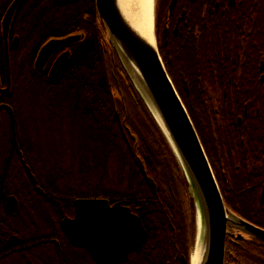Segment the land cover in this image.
<instances>
[{
    "label": "trees",
    "instance_id": "16d2710c",
    "mask_svg": "<svg viewBox=\"0 0 264 264\" xmlns=\"http://www.w3.org/2000/svg\"><path fill=\"white\" fill-rule=\"evenodd\" d=\"M11 1L0 0V17ZM224 5L214 11L208 26L201 27L198 57L192 54L195 45L191 42L190 49H185V60L190 65L178 67V52L173 50L169 53L171 62L165 67L199 135L227 209L264 227V202L259 201V187H248L255 181L254 173L245 170L235 177L234 184L246 190L230 195L225 175L228 163L224 159L229 126L237 122V114L243 116L241 78L259 75L260 44L264 59V16L259 20L264 3L235 0L233 5ZM188 9L190 13L197 11L192 4ZM11 29L18 34L21 49L9 51L14 85L21 79L24 84L25 79L27 90L37 87L48 118L57 113L55 99L66 97L72 104V114L83 125L80 133L94 153V161L81 162L82 167L79 163V175L71 183L44 185L39 184L35 164L23 148L35 180L30 179L25 166L18 176L12 177L7 163V179L2 187L5 193L14 194L20 206L26 198L27 204L45 207L52 232L41 237L54 236L60 242L65 234L61 219L74 215L76 198H105L110 203L125 200L146 231L142 244L127 253L126 263L181 264L183 254L188 264L195 230L194 205L185 175L117 52L107 41L105 27L97 18L95 0L59 5L53 0H20ZM74 34L78 37L65 45L68 60L56 78L48 77L50 61L44 68L33 65L35 54L45 41ZM4 63L0 36L2 68ZM112 75L116 80L119 75L125 84L126 101L115 99ZM260 123L264 125V114ZM242 239L246 246L238 251L243 254V264H259V243L251 241L259 238Z\"/></svg>",
    "mask_w": 264,
    "mask_h": 264
},
{
    "label": "water",
    "instance_id": "95a60500",
    "mask_svg": "<svg viewBox=\"0 0 264 264\" xmlns=\"http://www.w3.org/2000/svg\"><path fill=\"white\" fill-rule=\"evenodd\" d=\"M73 1L75 0H53L57 5ZM174 1H171L170 6ZM19 2L20 0H12L4 13L1 23L4 38ZM233 2L231 0L230 3ZM95 9L97 18L105 27L107 41L117 52L185 175L187 191L194 205L193 245L197 239L199 211L202 213L206 245L200 264H223L227 233L236 238H264V228L227 209L199 135L163 63L155 30L154 41L148 42L125 18L119 0H95ZM77 37L74 34L49 39L39 51L40 62L59 45H69ZM4 54L7 84L2 90L7 91L10 86V66L6 41ZM67 60V52L60 53L50 66L48 77L56 78ZM37 63L36 66L39 67ZM28 174L31 180H35L29 168ZM5 201L8 210L17 209L18 203L14 195H7ZM73 205L74 215L64 217L60 226L72 245L84 247L101 263L111 264L124 259L129 250L142 244L146 238V231L139 217L130 210L125 200L110 203L105 198L80 197L74 200ZM10 240L15 241L16 236H10ZM188 261L191 264V254ZM181 263L186 264L184 256L181 257Z\"/></svg>",
    "mask_w": 264,
    "mask_h": 264
},
{
    "label": "flooded vegetation",
    "instance_id": "af4514ba",
    "mask_svg": "<svg viewBox=\"0 0 264 264\" xmlns=\"http://www.w3.org/2000/svg\"><path fill=\"white\" fill-rule=\"evenodd\" d=\"M171 1L172 0L157 1L155 11V36L157 47L164 65L171 62L169 53L176 50L178 52L177 65L178 67L184 68L186 67L185 65L191 64L186 63L185 60V49L187 46L190 49V45L188 44L194 42L195 47L191 49V51L194 56H197L199 51H201L198 50L199 47H197L198 43H201V27L208 26L211 23L214 11L220 10L222 6L225 8L224 4L233 5L235 0L232 4L230 3L231 0H175L174 4L170 6ZM259 3H264V0H259ZM190 4L197 9L196 12L190 13L188 9ZM4 13L0 17V36L3 54L5 41L8 47V54L11 48L21 52L19 47V36L11 29L13 14L9 22L7 36L6 38L3 37L1 23ZM263 16L264 13H259V20H261ZM47 41H45V43ZM42 46H40L35 54L33 65L37 67L36 62H38V68H44L50 61L47 74L50 66L60 53L67 52L69 56V50L65 48V45H59L56 50L46 56L44 61L42 58V62H40L41 53L39 54V51ZM259 49V75L241 78V84H244L242 91H240L241 99H244L240 104V110L243 116L237 114V122L229 126L224 159L228 163L225 175H227V189L229 194L233 195L240 189V186L234 184L233 179L246 170L249 171V173H254L253 175L255 178V181L249 183L248 187H259V201L263 203L264 125L260 123L264 114V59L262 44H260ZM16 55L20 57V53ZM9 68L10 86L7 91H3L2 89L7 84L6 64L4 63L3 68L0 66V261L5 257L13 255H29L30 252L28 250L34 251L39 249L40 245H47L45 250L52 256L53 262L49 260L50 258L48 259L46 255H42L41 257L44 259V264H104L93 258L84 247L72 245L65 234L62 238L63 241L60 242L58 239H55L54 236H24L23 232L11 225L12 220L20 213V205L17 200L18 207L16 210L10 211L7 208L5 198L12 193H5L6 190L2 188L7 179L5 175V165L7 163L10 164L9 168L12 177L14 175L15 177L18 176L20 170L23 169L24 166L26 170H28L29 166L25 159L23 144L18 136L16 106L10 98L13 92L14 77L12 76L11 67ZM228 80L231 81V78L229 77ZM230 93L232 94V87ZM249 112L251 114H249ZM243 190L246 189L241 188L240 192H243ZM1 195L3 196L2 198ZM260 227L264 228L262 226ZM61 231L63 230L61 229ZM12 235L16 236L15 241L10 240V236ZM251 241L259 243V264H264V238L259 237V241L256 239H252ZM245 242L246 241H243L242 238H236L227 233L225 236L223 264H243L241 258L243 254L238 251V249L245 247ZM59 248H62L61 252H59ZM70 249L75 251L74 257L71 255ZM127 253L124 259L111 264H127ZM182 256L184 255H180V262ZM167 263L171 264L170 262H166L165 264Z\"/></svg>",
    "mask_w": 264,
    "mask_h": 264
},
{
    "label": "rangeland",
    "instance_id": "374dc122",
    "mask_svg": "<svg viewBox=\"0 0 264 264\" xmlns=\"http://www.w3.org/2000/svg\"><path fill=\"white\" fill-rule=\"evenodd\" d=\"M157 1L154 0L155 32ZM158 27L160 29L159 25ZM111 79L110 83L115 93V99L121 102L126 101L128 91L121 77L118 75L116 80V76L112 75ZM23 83L22 79L16 82L10 98L16 106L19 139L23 144L24 150L30 156L29 159L35 164V173L39 184L52 183L53 185H60L59 183L66 181L71 183L79 175V163L94 161V153L87 147V143L84 142L80 133L83 125L79 124L77 116L72 114V104L66 97L58 96L61 98L55 99L54 104L57 105L58 111L54 107L57 113L54 118H48L42 107L43 103L37 94V87L27 90L25 79ZM121 89L124 95H122ZM25 200L21 202L20 213L12 220L11 225L23 232L24 236L39 237L45 233L52 232V225L48 223V214L45 213L47 209L39 204H27ZM45 217L48 218V221H46ZM45 248H47V245H40L37 250H28L30 252L29 255L5 257L0 261V264H44L42 255H46L53 262L52 256L47 253ZM193 248L194 245L190 249L189 257ZM70 252L74 257L75 251L70 249Z\"/></svg>",
    "mask_w": 264,
    "mask_h": 264
},
{
    "label": "bare ground",
    "instance_id": "6f19581e",
    "mask_svg": "<svg viewBox=\"0 0 264 264\" xmlns=\"http://www.w3.org/2000/svg\"><path fill=\"white\" fill-rule=\"evenodd\" d=\"M125 18L148 42L154 41L153 7L154 0H119ZM197 239L191 253V264H200L205 249L206 234L202 213L197 220Z\"/></svg>",
    "mask_w": 264,
    "mask_h": 264
}]
</instances>
